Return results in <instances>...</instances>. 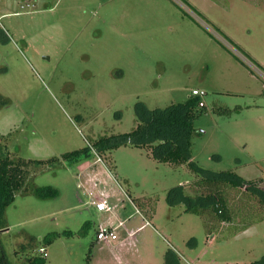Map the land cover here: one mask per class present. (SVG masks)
Returning <instances> with one entry per match:
<instances>
[{
  "label": "rangeland",
  "instance_id": "1",
  "mask_svg": "<svg viewBox=\"0 0 264 264\" xmlns=\"http://www.w3.org/2000/svg\"><path fill=\"white\" fill-rule=\"evenodd\" d=\"M193 89L205 94L192 162L262 180L264 189V0H0L1 144L26 160L86 146L93 153L77 164L81 172L64 160L33 166L29 185L57 194L16 195L3 215L0 255L14 260L12 247L29 243L32 255L44 247L45 264H118L117 256L162 264L167 249L185 264L260 259L264 207L250 191L225 190L233 221L207 220L175 193L182 186L183 196L199 195L186 163L158 162L130 145L102 154L92 147L133 130L139 103L163 108ZM97 182L112 213L89 202L83 187L94 185L98 197ZM115 214L126 229L140 227L134 246H117L122 228L117 240L96 242L97 223Z\"/></svg>",
  "mask_w": 264,
  "mask_h": 264
},
{
  "label": "trees",
  "instance_id": "2",
  "mask_svg": "<svg viewBox=\"0 0 264 264\" xmlns=\"http://www.w3.org/2000/svg\"><path fill=\"white\" fill-rule=\"evenodd\" d=\"M200 101L201 99L198 96L191 95L183 102L170 103L163 108H147L139 103L135 108L137 123L133 130L119 135L99 138L92 143V147L97 154H102L120 145H130L146 149L158 162L186 163L200 178L197 184L199 195L192 198L195 202L190 201L192 199L189 196H183L182 186L174 189L178 191H175V193L187 206L193 209V212L208 216L207 220L212 214L217 221L228 222L233 219L231 212L233 215H236V213H234L235 208L232 205L230 206L226 200V191L229 188H244L245 191H250L251 195L264 207V189L259 186L262 180L247 181L234 172L202 169L192 162L190 147L192 135L195 133L193 121L202 112V109L198 110V107H203L199 105ZM92 154L91 149L86 146L65 152L60 159L26 160L21 157H12L0 142V231L5 228L2 225L5 208L14 201L17 194H32L40 199L56 196L57 190L51 186L31 187L29 185L32 174L34 175L32 170L34 165L46 167L51 162L58 161L59 163L64 160L77 166L82 161L90 159ZM185 210L188 211L187 208ZM237 214L240 215L241 213ZM209 224L210 222H207L206 225ZM212 234V230L209 231V235ZM55 236V233L48 234L41 241L43 244L49 243ZM28 246L29 243H22L20 246L12 247V256H23L20 259L25 258V260L14 263L7 258L5 253H2L0 264H45V260L41 256L42 253L39 252V249L44 247L39 246V254L32 255L27 251ZM31 249H33V246ZM162 264L185 263L182 262L175 251L167 249ZM250 264H264V255Z\"/></svg>",
  "mask_w": 264,
  "mask_h": 264
},
{
  "label": "built area",
  "instance_id": "3",
  "mask_svg": "<svg viewBox=\"0 0 264 264\" xmlns=\"http://www.w3.org/2000/svg\"><path fill=\"white\" fill-rule=\"evenodd\" d=\"M204 94H205V92L203 90H199V89H193L191 91V95L198 96L199 98L204 96ZM199 105L203 106V102L200 101ZM85 193H88L90 195V201L89 202H90V204L94 205L98 211H104V212L112 213L113 206L108 204V201H107L108 197L106 194H100V196L96 197L95 195H92V193H93L92 190L85 191ZM101 196H103V197H101ZM145 223H148V221H145ZM117 228H122L124 230V233H125L124 238H122V240L120 242H122V244H125V242L127 241L128 245L133 244L131 239L134 237L135 231L138 230L139 227L136 230H128L125 228L124 223L121 220H119L117 222V224H111V223L98 224L96 232H95L96 242H103V243L109 244L110 242L117 240L118 239L117 234H116ZM39 252L44 253L45 249L40 248ZM187 264H191V263H187Z\"/></svg>",
  "mask_w": 264,
  "mask_h": 264
},
{
  "label": "crops",
  "instance_id": "4",
  "mask_svg": "<svg viewBox=\"0 0 264 264\" xmlns=\"http://www.w3.org/2000/svg\"><path fill=\"white\" fill-rule=\"evenodd\" d=\"M27 1H29V0H27ZM196 40L197 41H199V39L198 38H196ZM205 45V44H204ZM242 49V48H241ZM239 61V60H238ZM256 61V60H255ZM240 62V61H239ZM241 63V62H240ZM256 63H258L259 65H261L259 62H257L256 61ZM203 107H204V103H203ZM79 166L81 165V164H78ZM79 166H76L77 168V170H81L80 168H79ZM81 172V171H80ZM97 181V180H96ZM89 185V184H88ZM100 187V184L98 185V182H97V187ZM83 187V186H82ZM94 187V185L93 186H91V185H89V187H83V189H84V191H88V190H92V188ZM97 191V190H96ZM94 192V191H93ZM99 194H106V195H109V192H107V191H105L104 189H102L101 187H100V189H99ZM114 206V205H113ZM115 208V206L113 207V209ZM131 215H128V218L130 217ZM114 219H111V218H108V217H106V218H103L100 222H98L97 223V225L98 224H106V223H111V224H117V222L119 221V220H121V221H123V223H124V226H125V228H126V223H127V220L126 219H122V218H120L117 214H115V216L113 217ZM111 219V220H110ZM136 229H138V228H135L134 230H136ZM128 230H132V229H128ZM140 230V227H139V229L138 230H136L135 231V234L138 232ZM124 231V230H123ZM134 234V235H135ZM133 239H134V237L131 239V241L133 242ZM131 246H134V243L133 244H130ZM119 248L120 247H123V246H125V244H122V242H119L118 243V245H117ZM117 256V255H116ZM116 258V259H115ZM14 260H10L11 262H14V263H19L20 261H23V260H25V258H23V259H17L16 257H14L13 258ZM114 259L115 260H119V263L118 264H135V263H130V262H128V260H121V259H123V258H121V257H119L118 258V256L117 257H114ZM187 263H189V262H187ZM186 263V264H187ZM192 264V263H191Z\"/></svg>",
  "mask_w": 264,
  "mask_h": 264
}]
</instances>
